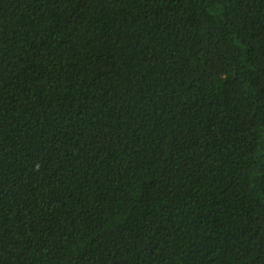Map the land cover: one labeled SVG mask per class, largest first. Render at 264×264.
<instances>
[{"label": "trees", "instance_id": "1", "mask_svg": "<svg viewBox=\"0 0 264 264\" xmlns=\"http://www.w3.org/2000/svg\"><path fill=\"white\" fill-rule=\"evenodd\" d=\"M0 264H264V0H0Z\"/></svg>", "mask_w": 264, "mask_h": 264}]
</instances>
